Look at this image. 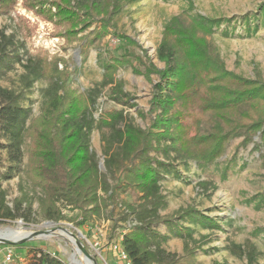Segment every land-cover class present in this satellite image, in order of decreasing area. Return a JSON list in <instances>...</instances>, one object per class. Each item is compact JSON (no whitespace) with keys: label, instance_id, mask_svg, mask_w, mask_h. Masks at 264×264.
<instances>
[{"label":"trees","instance_id":"16d2710c","mask_svg":"<svg viewBox=\"0 0 264 264\" xmlns=\"http://www.w3.org/2000/svg\"><path fill=\"white\" fill-rule=\"evenodd\" d=\"M3 1L6 4L8 0ZM42 1L32 0V8L39 9ZM54 1L50 5L57 8L56 24L67 26L66 31L73 37L90 27L95 17H100L94 37L99 39L111 33L113 46L120 44L124 51L136 46L112 22L121 11L120 0ZM261 21L264 25V4ZM212 25L213 20L200 15L183 13L172 18L156 48V58L164 64L163 69L148 66L150 62L147 65L141 54L135 52L130 56L115 54L121 49L115 47L111 62L103 64L104 80L86 91V104L80 103L73 91L66 90V81L59 73L46 74L39 60L29 59L25 65L28 85L43 78L51 81L46 90L47 115L42 124L47 134H42L36 144L34 154L40 163L30 173L43 190L40 207L46 219H61L55 203L66 201L82 212L83 221L78 222L81 225L90 218L101 217L108 201H120L121 194L133 193L138 203L123 204L125 212L120 217L127 226L112 234L130 264L190 263L198 241L193 236L194 229L185 226L184 221L201 227H216L217 222L192 209L161 215L167 202L160 181L172 173L176 161L199 165L215 161L232 137L243 136L249 141L259 132L264 148V82L240 77L223 68L215 48L204 38L211 35ZM10 45H14L12 37L0 30V76L12 68L14 60H20L19 55L8 51ZM132 60L134 65L147 67L145 76L150 73L158 76L149 103L153 116L143 129L122 109L103 111L98 119L93 115L97 98L106 85L113 83L112 74L118 65ZM60 89H64L62 93ZM111 91L120 97L126 95L119 84ZM24 99L22 91L0 87V149L6 150L11 164L20 163L23 154L29 113ZM205 118L210 119L211 125L201 133L200 125ZM93 128L100 131L104 172L100 171L90 147ZM189 129L193 134H189ZM12 167L0 172V180L11 176ZM4 199L0 184L1 219H28L26 211L31 204L26 195L16 199L12 208ZM171 238L182 241V254L168 250ZM27 248L24 264H66L40 246ZM237 251L246 254L250 261L258 253L250 244L245 253Z\"/></svg>","mask_w":264,"mask_h":264},{"label":"rangeland","instance_id":"374dc122","mask_svg":"<svg viewBox=\"0 0 264 264\" xmlns=\"http://www.w3.org/2000/svg\"><path fill=\"white\" fill-rule=\"evenodd\" d=\"M51 1L54 0L42 1L39 9L32 8V0H8L6 4L1 0L0 4V30L11 36L14 43L8 51L20 56V60H14L12 68L0 76V87L22 91L25 96L23 104L29 109L20 163L11 164L6 150L0 149V172L13 166L11 176L8 179L2 177L0 184L8 207L12 208L14 201L23 195L31 204L26 211L27 220L0 218V232L11 228L18 230L20 237L42 232L24 243H0V264H3L2 253L8 246L13 250V264H24L27 247L32 246H40L59 256L66 264H93V261L96 264H116L118 260L111 249L116 239L112 234L127 226L128 223L120 220L125 212L123 204L138 203L137 195L121 194L120 201L107 202L101 217L90 218L81 225L78 222L83 221L82 212L67 205L66 201L55 203V211L61 219L44 217L40 207L44 193L30 173L40 163L34 154L36 144L42 134H47L42 124L47 115L46 90L51 81L43 78L28 85L25 65L29 59L39 60L46 74L59 73L66 81V90L73 91L80 103L86 104V91L104 80L103 64L111 62L115 47L121 48L115 54L130 56L135 52L141 54L147 65L150 62L148 66L163 69L164 64L156 58V48L165 26L172 18L184 13L213 20L211 35L204 38L215 48L225 70L264 82V25L261 21L264 0H120L121 11L112 22L117 31L136 43L135 47H129V51H124L120 44L113 46L111 33L99 39L94 37V32L99 30L96 21L100 17H95L90 27L78 31L73 37L66 31L67 26L56 24L57 8L50 5ZM146 70L147 67L134 65L133 60L119 64L112 74L113 83L106 85L97 98L93 111L95 119L103 111L122 109L134 124L146 128L153 116L149 103L153 85L158 80L155 73L145 76L143 72ZM118 84L127 96L112 93L111 88ZM63 90L60 89L59 93ZM210 125V119L205 118L200 125L201 133L208 131ZM188 132L193 134L192 129ZM90 147L100 171L104 172L101 135L96 128L90 133ZM263 154L259 132L249 141L243 136L232 137L215 161L201 165L176 161L172 173L160 181L167 202L166 208L160 211L161 215L192 209L217 222L216 227H201L184 221L185 226L194 229L193 236L198 241L189 264H264ZM22 209L23 212L26 210L24 203ZM67 232L79 240L90 258H86ZM248 244L258 251L251 261L246 254L237 251L241 249L245 253ZM182 247V241L177 238H171L167 244L168 250L177 254H182ZM71 258L77 261L73 263Z\"/></svg>","mask_w":264,"mask_h":264},{"label":"built area","instance_id":"2783aa9c","mask_svg":"<svg viewBox=\"0 0 264 264\" xmlns=\"http://www.w3.org/2000/svg\"><path fill=\"white\" fill-rule=\"evenodd\" d=\"M111 249L115 253V257L118 260L116 264H130V261L126 255V253L118 246L117 243L112 244ZM3 255V264H13L14 254L12 247H6L5 251L2 253Z\"/></svg>","mask_w":264,"mask_h":264},{"label":"water","instance_id":"95a60500","mask_svg":"<svg viewBox=\"0 0 264 264\" xmlns=\"http://www.w3.org/2000/svg\"><path fill=\"white\" fill-rule=\"evenodd\" d=\"M41 233H42V232H35V233H33V234H26V235H24V236H22V237H19V238H17V239H11V238L0 237V243H1V244H5V245H14V244H19V243H24L26 240H29L30 238H32V237H34V236H38V235H40ZM67 234H68L69 236H71V237L74 239L73 235H72L70 232H67ZM73 242L77 245V247H78L80 250H82V252H83V254L86 256V258H90L89 253L81 247L80 242H79L78 239H74ZM93 264H96V262L93 261Z\"/></svg>","mask_w":264,"mask_h":264},{"label":"bare ground","instance_id":"6f19581e","mask_svg":"<svg viewBox=\"0 0 264 264\" xmlns=\"http://www.w3.org/2000/svg\"><path fill=\"white\" fill-rule=\"evenodd\" d=\"M60 234H62V235H66V233L65 232H61ZM21 235H20V232L18 231V230H15V229H11V228H9V229H7V230H5V231H3V232H0V237H4V238H11V239H17V238H19ZM67 236V235H66ZM72 259V261H73V263H75V261H77V260H75V258H71ZM89 264V263H88Z\"/></svg>","mask_w":264,"mask_h":264}]
</instances>
